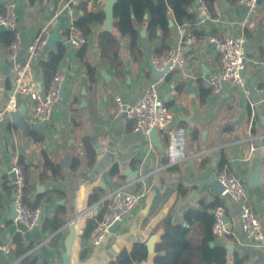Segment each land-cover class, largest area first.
<instances>
[{"label": "crops", "instance_id": "0c3cea01", "mask_svg": "<svg viewBox=\"0 0 264 264\" xmlns=\"http://www.w3.org/2000/svg\"><path fill=\"white\" fill-rule=\"evenodd\" d=\"M9 1L0 0V11ZM15 1L18 30L26 46L56 11L60 17L55 27L68 43L69 26L85 12L79 3L85 2L89 11L105 13L108 0H75L74 5L67 4L68 0ZM207 6L208 16L200 13L199 0L193 3L199 36L192 34L188 20L180 25L170 13L169 46L185 48L183 68L165 77L158 75L151 60L161 38L151 40L139 27L142 58L134 60L125 43L126 63L119 74L98 55L104 20L94 24L88 35L87 60L97 68L93 81L78 57L79 47L68 43L59 64L65 72L64 94L51 118L32 122L27 110L19 119L10 117L0 123V241L12 249L8 256L0 251V264H20L22 257L13 253L17 233L30 247L25 255L37 257L41 264H61L68 243L72 244L73 264H111L123 252L131 253L136 243L146 244L149 255L142 263L152 264L167 221L192 227L201 237L215 202L225 207L228 233L215 238L213 244L227 247V264H234L235 255L247 264H264V251L245 232L239 204L215 188L224 159V167L244 180L249 204L264 226V0L248 26L240 24L246 7L239 0H213ZM227 35L246 39V82L244 86L225 82L215 93L208 77L221 70L222 58L211 39ZM5 42L0 38V105L15 87ZM50 51L47 46L31 58L33 77L45 89L41 62ZM25 57L23 53L21 58ZM151 86L173 112L170 127L155 136L136 131L135 122L118 111L116 101L120 96L125 108L133 106ZM14 157L28 169V203L46 193L52 196L38 206L43 209L42 221L31 229L17 219L13 208L10 169ZM46 160L55 165L56 173L45 169ZM120 186L141 190L143 196L101 245L92 246L89 237L95 228L85 236L87 226L98 223L99 213L109 205L108 195ZM93 194L99 200L91 201ZM59 209L66 213L65 224L57 231L45 229V220ZM57 234L56 246L53 238Z\"/></svg>", "mask_w": 264, "mask_h": 264}, {"label": "built area", "instance_id": "2783aa9c", "mask_svg": "<svg viewBox=\"0 0 264 264\" xmlns=\"http://www.w3.org/2000/svg\"><path fill=\"white\" fill-rule=\"evenodd\" d=\"M70 2L68 0L67 4L70 5ZM199 3L200 13L208 16L209 9L205 0H199ZM239 3L246 7L240 24L248 26L259 11L260 0H239ZM59 17V11L53 13L39 32L24 46L18 30L17 2L9 1L4 11H0V26L14 32V39L8 46L7 58L11 62L15 82L13 93L0 105V123L10 118L11 113L20 111L22 107L29 111V119L32 122H43L51 118L65 85V72L62 68H58L50 87L45 89L33 77L31 58L36 52L47 47L48 38ZM69 31L67 41L73 46L80 48L89 41L88 36L74 28L72 23ZM211 41L216 44L222 58L221 70L211 73L208 77L212 91L218 93L228 81L244 86L247 69L244 35L214 37ZM23 53L26 54L24 59L21 58ZM185 53V48L179 46L166 53L156 54L151 60L152 67L162 72V77H165L169 71L185 66ZM168 65L170 66L167 69ZM116 101L118 111L124 112L127 118L135 122V130L144 134H150L154 129L157 132L166 131L173 121V112L160 98L154 86L149 87L143 97L128 108H125L120 96H116ZM250 106L254 108L255 103L251 101ZM10 175L13 184V208L16 210L17 219L26 228L31 229L42 221L43 209L41 207L30 209L25 204L26 176L18 157H14ZM217 181L224 187L221 195H230L239 204L241 221L248 238L256 247L264 251V226L249 204L247 187L242 177L230 174L227 167H223L218 172ZM142 196L143 191H132L128 186H120L112 190L107 197L108 209L89 237L91 245H101L114 225L117 223L120 225L132 213ZM212 216L213 233L215 238L220 239L228 233L225 207L221 204L214 206ZM0 251L6 256L12 253L11 246L1 241Z\"/></svg>", "mask_w": 264, "mask_h": 264}, {"label": "trees", "instance_id": "16d2710c", "mask_svg": "<svg viewBox=\"0 0 264 264\" xmlns=\"http://www.w3.org/2000/svg\"><path fill=\"white\" fill-rule=\"evenodd\" d=\"M70 4L74 5L75 0H70ZM196 0H116L113 8L114 20L113 27L115 31L103 30L98 38V55L106 63L111 64L114 69L120 74L123 66L126 63V58L123 56V48L125 43L129 45V53L134 60L142 58V51L138 45L140 37L139 27L147 31L148 37L154 40L158 36L161 38V44L156 49V53H166L170 51L169 38L171 36V26L169 22L170 13L173 14L175 20L182 25L184 20L191 23L192 34L199 36L200 32L194 26L196 14L193 10V3ZM207 5H212L213 0H205ZM79 7H83L84 15L73 20V26L88 36L94 24H102L105 20L103 11H89L85 6V2H80ZM69 35V30H67ZM0 38L5 39V43L9 44L14 39V32L4 29L0 32ZM4 41V40H3ZM89 42L82 45L78 50V57L87 66L89 78L94 80L96 66H91L87 60L89 51ZM67 52L65 42H57L56 47L51 49L47 59L41 62L43 77L47 89L50 87L53 77L56 74L59 64L64 59ZM19 163L24 169L26 176L25 188V204L30 209H35L44 201L51 200V194L38 196L35 202L28 203V192L30 183L28 181V169L19 159ZM226 164L223 159L220 163V169ZM46 170L52 169L56 173L55 165L46 160L44 163ZM230 173V171L228 170ZM115 173V172H113ZM231 174V173H230ZM99 195H92L91 201L99 200ZM219 202L212 203L211 206H216ZM108 205L99 213V220L103 218ZM201 215H206L207 212H202ZM206 216H203L206 219ZM66 222V213L59 209L52 218L46 219L44 223L45 229L53 231L59 230ZM208 225L203 223V234L201 237L196 236L194 228H188L182 224H174L167 221L164 225V233L161 240L156 244L155 256L152 264H227L228 249L224 245L212 244L215 240V235L212 229L213 216L207 221ZM97 223L87 226L85 236H89L91 230L96 227ZM59 235L53 238V244L58 245ZM15 248L13 253L16 257H22L20 264H41L37 257L25 255L30 249L25 245L20 233L14 236ZM149 252L145 243H136L131 253L123 252L111 264H148L142 263L148 258ZM44 264H47L46 262ZM234 264H247L243 257L235 255Z\"/></svg>", "mask_w": 264, "mask_h": 264}, {"label": "water", "instance_id": "95a60500", "mask_svg": "<svg viewBox=\"0 0 264 264\" xmlns=\"http://www.w3.org/2000/svg\"><path fill=\"white\" fill-rule=\"evenodd\" d=\"M115 2H116V0H108L106 2L105 8H104V11H105V14H106L104 30H107V31H112L113 30V20H114L113 8H114ZM57 42H65L59 36L58 26H56L54 28L52 34L48 38L47 46L50 49H53ZM65 44H68V43L65 42ZM169 66L170 65L167 66V69L169 68ZM156 72L158 73V75L162 76V72H159V71H156ZM64 89H65V85L63 86V88L61 90V97H63ZM25 112H26L25 107H22L20 109V111L11 113L10 117H11V119L16 120L17 118L19 119L21 117V115L25 114ZM156 133H157V130L154 129V130H152L150 135L151 136H155ZM215 188H216V190L218 191L219 194H221L223 192V190H224L223 185H221L219 183V181H216ZM14 211H15V214L17 215L15 209H14ZM118 225H119L118 223L115 224L114 227L112 228V230L116 229ZM61 264H73L72 244L71 243H68L66 251L62 254V263Z\"/></svg>", "mask_w": 264, "mask_h": 264}]
</instances>
